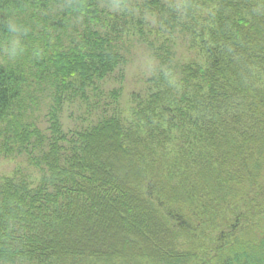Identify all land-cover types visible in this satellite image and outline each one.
<instances>
[{
    "label": "trees",
    "instance_id": "1",
    "mask_svg": "<svg viewBox=\"0 0 264 264\" xmlns=\"http://www.w3.org/2000/svg\"><path fill=\"white\" fill-rule=\"evenodd\" d=\"M102 1L0 0V37L12 6L31 28L23 57H0V159L36 175L0 176V264H264V0H195L205 63L155 53L129 118L110 88L90 126L63 132L65 102L124 79ZM123 10L178 19L160 0Z\"/></svg>",
    "mask_w": 264,
    "mask_h": 264
},
{
    "label": "rangeland",
    "instance_id": "2",
    "mask_svg": "<svg viewBox=\"0 0 264 264\" xmlns=\"http://www.w3.org/2000/svg\"><path fill=\"white\" fill-rule=\"evenodd\" d=\"M143 1L128 0L125 5L122 4V0H104L99 3L100 8L103 10L102 15L107 14V16L104 17L103 25L97 29L105 31L112 26L116 27L115 31L109 36L111 38L109 43L125 59L123 68H121L122 78L124 79L121 81L119 78L115 80L112 77L111 80H108L106 85L102 86L106 96L103 95L101 100L98 99L96 94L92 95L89 93L87 98H84L85 100L75 99L65 102L62 107V113L59 115L63 132L90 126L94 115L100 114L101 106H98L99 101H101L100 104L102 105L108 102L106 99L108 98L110 88L112 90L118 87L121 89L119 101L114 104L120 111L123 109L124 112L122 111V113L129 118L130 107L128 105L131 103L129 100L133 94H138L144 89L146 78L150 77L153 71L156 70V64L159 61L156 59L155 53L161 55L170 54L173 64L177 65L189 62H194L198 65L205 63L204 53L198 45L204 25L209 24L207 20L210 8H200V5L196 4L197 0L195 3V0H160L165 9L178 17L173 26L171 25V28L174 27L171 30L159 18L153 15L147 17V13H142L135 18H132L131 15L123 16L124 7L141 6ZM116 3L121 4V7H114L113 5ZM106 22L108 25L105 24ZM124 22H126V25H124ZM77 26L78 23L70 31L73 32V35L77 31ZM184 26L190 27L191 31L195 34V38L191 37L189 31H184ZM117 39H123V41H117ZM165 49L168 51H165ZM149 60L152 63L151 69L148 66ZM115 76L117 77V75ZM44 101H41V105L38 106V109H40L39 114L36 111L34 112L35 117H40L43 121L47 117L44 115L47 114L45 106L49 102V99L46 98ZM38 125L39 127L46 126L42 121H39ZM43 127H41L42 130L47 133ZM16 171H28L30 179L36 180V175L31 168L27 167L24 158L20 157L13 160L0 159V176H9Z\"/></svg>",
    "mask_w": 264,
    "mask_h": 264
},
{
    "label": "clouds",
    "instance_id": "3",
    "mask_svg": "<svg viewBox=\"0 0 264 264\" xmlns=\"http://www.w3.org/2000/svg\"><path fill=\"white\" fill-rule=\"evenodd\" d=\"M68 8H75L76 5L73 0H67ZM114 7H121V4L116 3ZM6 19L3 21L7 33L5 36L0 37V57L3 61L9 65L15 64L26 53L25 39L28 37L31 28L21 22L17 13L16 6H12L3 12ZM43 54V50L40 47H35L32 51L34 59H39ZM148 66L151 69L152 63L149 60Z\"/></svg>",
    "mask_w": 264,
    "mask_h": 264
}]
</instances>
